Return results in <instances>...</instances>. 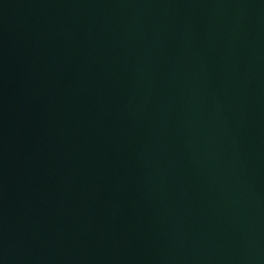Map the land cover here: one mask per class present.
I'll return each instance as SVG.
<instances>
[{
    "label": "water",
    "instance_id": "1",
    "mask_svg": "<svg viewBox=\"0 0 264 264\" xmlns=\"http://www.w3.org/2000/svg\"><path fill=\"white\" fill-rule=\"evenodd\" d=\"M0 264H264V0H0Z\"/></svg>",
    "mask_w": 264,
    "mask_h": 264
}]
</instances>
